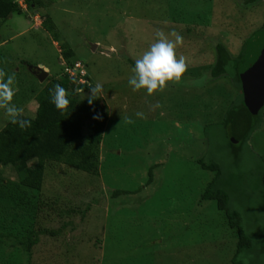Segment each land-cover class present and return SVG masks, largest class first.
<instances>
[{"label": "rangeland", "instance_id": "rangeland-1", "mask_svg": "<svg viewBox=\"0 0 264 264\" xmlns=\"http://www.w3.org/2000/svg\"><path fill=\"white\" fill-rule=\"evenodd\" d=\"M46 13L38 10L29 19L13 15L0 26V68L15 72L13 103L34 118L45 82H38L32 68H47L48 77L62 78L60 45H69L84 80L103 87L107 122L97 149L98 174L48 163L40 192L1 198L0 264H27V259L28 264H230L234 238L214 203L200 201L214 172L203 170L199 159L205 165L217 161L227 174L245 175L237 207L243 218L252 216L246 221L259 246L264 239V189L258 183L264 176V111L235 165L227 148V142L234 143L231 128L225 132L222 123L239 92L229 76L206 79L217 45L236 56L263 28L264 0H54L48 15L57 42L41 26ZM157 31L170 40L172 32L183 37L176 55L186 58L187 70L179 83L168 82L151 96L133 92L127 84L132 68L123 57L135 63ZM130 43L136 50L128 51ZM7 122L0 110V130ZM82 134H88L87 126ZM2 177L16 181L8 168ZM114 192L121 194L112 198ZM37 197L54 208L38 213ZM38 226L59 231L39 236L29 255L25 242Z\"/></svg>", "mask_w": 264, "mask_h": 264}, {"label": "trees", "instance_id": "trees-1", "mask_svg": "<svg viewBox=\"0 0 264 264\" xmlns=\"http://www.w3.org/2000/svg\"><path fill=\"white\" fill-rule=\"evenodd\" d=\"M53 1L23 0V5L27 15L38 10H46L47 13L41 15V26L57 42V29L52 18L48 15V9L52 6ZM260 1L250 0L252 3ZM21 14H24L23 10L16 0H0V26L10 20L13 15ZM263 30L264 26L243 42L241 50L236 56L228 53L222 45H217L215 47V62L207 74L208 82L222 76L233 78L234 91L239 92L234 98L235 101L229 106L227 105V113L222 123L225 132H227L226 129L231 128L229 138L231 137L234 143L227 142V148L230 149L229 157L233 158L232 163L235 165H239L253 132L259 128V119L264 111V105L259 109L254 108L256 101L253 85L249 80V75L246 74L249 65L248 48H250L252 39ZM187 32L189 31L187 30ZM125 47L128 51L136 50L134 43ZM123 59L128 65H131V68L134 67L135 63L130 61L127 56H124ZM60 63L70 71H74L76 65L81 66V62L75 60L74 52L66 44L60 45ZM44 82L43 88L36 96L37 109L34 118L22 115V118L30 122L29 126L21 129L8 121L0 130V200L1 198L7 201L15 200L23 190L34 194L40 192L48 163L61 164L88 175L98 174L97 149L102 142V134L107 122V111L102 100L98 98L90 105L87 99L82 100L80 95L73 94L70 98V111L62 115L50 102L49 90L53 89L56 84L69 91L82 88L86 97L89 94L88 78L84 80L83 75L76 72L74 77L63 74L62 78L49 77ZM104 91L108 93V91ZM86 126L88 134L83 136L82 131ZM200 161L203 160H197L203 170L214 172V177L207 183L200 195V201L214 203L222 220L221 223L226 227L225 231H230L234 238L230 264H264V239L258 246L253 233L248 228L249 222L246 221L252 216L248 218L245 215L246 219L243 218L242 212L237 207L238 201L242 203L241 196L244 193L243 184H245V180L242 178L245 175L240 174V171L235 173L233 170V173L227 174L221 164L214 160L211 165H205ZM6 168L13 171L16 181H7L2 177L3 170ZM152 169L148 173V182L151 180ZM260 179L257 182L262 184L264 189V176ZM119 194L121 193L114 192L112 198ZM37 198L35 206L38 213L46 212V206L48 209L54 208L55 204L53 205L40 197ZM30 205L31 203L27 206L30 207ZM18 207V205H14V208ZM58 231L42 230L40 226L35 227L30 234L31 237H28V241L25 242V252L30 255L39 236L54 237ZM0 236L2 235L0 234ZM18 245L22 246L24 243L20 242Z\"/></svg>", "mask_w": 264, "mask_h": 264}, {"label": "clouds", "instance_id": "clouds-1", "mask_svg": "<svg viewBox=\"0 0 264 264\" xmlns=\"http://www.w3.org/2000/svg\"><path fill=\"white\" fill-rule=\"evenodd\" d=\"M16 3L22 8L24 16L28 18L29 15L26 13L23 0H16ZM171 35L175 38L174 40L168 39L163 32L157 31L155 42L150 44L148 49L135 60L134 67L131 69L132 74L127 80V84L133 92L144 90L146 95L151 96L156 92L163 91L168 82L179 83L181 81L183 74L187 70V64L186 58L183 55L177 57L176 48L183 43V37L176 32H172ZM32 69H34L31 72L33 75L37 77L46 73L45 80L47 79L49 73L47 68ZM79 69H75L74 67V75L76 72L82 73L79 72ZM65 70L67 69L64 68L63 73L69 75ZM15 83V72L8 74L4 69L0 68V110H3V113L11 124L25 129L29 126L30 122L22 118L23 109L18 108L13 103V97L18 90L15 87ZM39 83L41 84V82ZM88 89L89 94L85 97L84 89L82 88H75L73 91H69L56 84L53 89L49 90L50 102L62 115H65L70 111V98L73 94L80 95L82 100L87 99L90 105L103 94V87L99 83L95 86L89 85ZM136 116L143 118V113L137 112ZM127 122L132 123L131 119H128Z\"/></svg>", "mask_w": 264, "mask_h": 264}, {"label": "water", "instance_id": "water-1", "mask_svg": "<svg viewBox=\"0 0 264 264\" xmlns=\"http://www.w3.org/2000/svg\"><path fill=\"white\" fill-rule=\"evenodd\" d=\"M247 56L249 65L246 74L253 85L256 101L254 108L259 109L264 105V30L252 39ZM45 78L46 73L41 74L38 80L42 83Z\"/></svg>", "mask_w": 264, "mask_h": 264}, {"label": "built area", "instance_id": "built-area-1", "mask_svg": "<svg viewBox=\"0 0 264 264\" xmlns=\"http://www.w3.org/2000/svg\"><path fill=\"white\" fill-rule=\"evenodd\" d=\"M75 69H79V65H76L75 66ZM66 71V73H68L70 76H74V72L73 71H70V70H65ZM81 74V73H80ZM83 74H81V76H82Z\"/></svg>", "mask_w": 264, "mask_h": 264}, {"label": "flooded vegetation", "instance_id": "flooded-vegetation-1", "mask_svg": "<svg viewBox=\"0 0 264 264\" xmlns=\"http://www.w3.org/2000/svg\"><path fill=\"white\" fill-rule=\"evenodd\" d=\"M37 77H39V76H37Z\"/></svg>", "mask_w": 264, "mask_h": 264}]
</instances>
